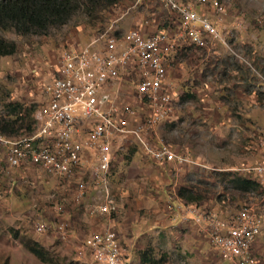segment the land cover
Returning <instances> with one entry per match:
<instances>
[{
  "label": "rangeland",
  "instance_id": "rangeland-1",
  "mask_svg": "<svg viewBox=\"0 0 264 264\" xmlns=\"http://www.w3.org/2000/svg\"><path fill=\"white\" fill-rule=\"evenodd\" d=\"M180 1L215 21L221 36L206 38L205 47L181 40L169 58L173 111L157 126L153 143L186 159L158 163L128 138L116 148L110 175L115 211L94 214L90 209L100 198L77 197V182L41 167H6L0 147V264H98L78 254V240L106 230L116 233L134 264H229L198 226L174 222L172 202L179 198L222 218L255 203L264 215L260 187L245 191L235 181L254 179L250 169L262 160L264 0ZM178 24L177 14L161 0H117L95 14L78 11L45 33L0 30L16 45L13 54L0 56V128L14 126L17 137L35 126L44 103L42 85L57 75L64 52L117 50L130 30L174 35ZM110 87L115 104L134 112L129 127L140 124L144 111L131 77L114 78ZM179 190L194 200L186 202ZM56 203L62 205L58 215ZM56 221L86 227L72 242L53 231H34L36 223ZM254 246L258 264H264V225Z\"/></svg>",
  "mask_w": 264,
  "mask_h": 264
},
{
  "label": "built area",
  "instance_id": "built-area-1",
  "mask_svg": "<svg viewBox=\"0 0 264 264\" xmlns=\"http://www.w3.org/2000/svg\"><path fill=\"white\" fill-rule=\"evenodd\" d=\"M177 14L178 31L146 34L130 30L117 50L70 49L62 54L57 75L42 85L43 105L36 111L31 133L8 137L0 133L5 166L41 167L61 179L76 183V196H93L101 201L92 205L94 214L115 211L110 175L116 148L128 138L158 163L183 162L186 158L164 145L153 143L157 126L173 111V94L167 83L170 56L179 42L188 40L205 47L206 37L221 39L215 21L198 12L193 4L161 0ZM220 9V7H219ZM130 76L137 94L143 121L129 127L134 112L115 104L110 87L114 78ZM262 160L251 167L254 180L264 193V137H260ZM255 203L244 204L229 218L214 211L200 210L177 198L170 209L174 221L194 223L209 238L221 261L229 264H258L255 243L264 225V215ZM54 212H62L55 204ZM36 233L53 231L63 242L77 237L62 222L36 223ZM77 251L98 264H134L132 257L111 230L94 232L78 240Z\"/></svg>",
  "mask_w": 264,
  "mask_h": 264
},
{
  "label": "trees",
  "instance_id": "trees-1",
  "mask_svg": "<svg viewBox=\"0 0 264 264\" xmlns=\"http://www.w3.org/2000/svg\"><path fill=\"white\" fill-rule=\"evenodd\" d=\"M116 2L117 0H0V30H13L22 35L41 34L52 27L65 24L78 11L95 14ZM15 49L14 42L0 36V56L11 55ZM13 127H1L0 133L15 137ZM34 128L35 126L31 127L28 133ZM235 181L245 191L259 187L254 179L237 178ZM178 195L184 198L183 191L179 190ZM184 200L189 202L194 199L188 197ZM32 250L37 254L35 249Z\"/></svg>",
  "mask_w": 264,
  "mask_h": 264
},
{
  "label": "crops",
  "instance_id": "crops-1",
  "mask_svg": "<svg viewBox=\"0 0 264 264\" xmlns=\"http://www.w3.org/2000/svg\"><path fill=\"white\" fill-rule=\"evenodd\" d=\"M206 38L209 39V37L207 36ZM261 161V160H260ZM15 170V169H14ZM90 194L93 195V191L91 190L90 191ZM174 222H177V221H174ZM84 227H86V225L82 226V227H78V229H76L75 227H70V225H68V229L71 231V233L74 235V236H78V230H82L84 229ZM89 236V235H88Z\"/></svg>",
  "mask_w": 264,
  "mask_h": 264
}]
</instances>
